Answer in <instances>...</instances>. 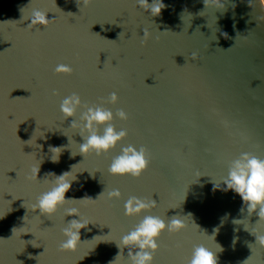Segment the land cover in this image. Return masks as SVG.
<instances>
[{"label":"water","instance_id":"95a60500","mask_svg":"<svg viewBox=\"0 0 264 264\" xmlns=\"http://www.w3.org/2000/svg\"><path fill=\"white\" fill-rule=\"evenodd\" d=\"M162 2L153 16L137 0H0V264H131L121 239L147 215L187 225L161 234L153 264H187L196 245L217 264H264L255 238L264 219L222 182L241 153L264 160V0ZM35 9L53 19L47 28L28 27ZM58 64L73 72L56 73ZM73 92L90 107L118 95L102 106L128 114L112 122L128 135L107 154H79L71 123L86 109L67 119L60 111ZM128 145L147 149L139 178L108 171ZM51 147L62 148L58 162ZM64 172L76 200L51 216L34 211ZM113 189L121 197L109 200ZM130 196L157 205L129 217ZM73 219L89 224L76 250L62 252Z\"/></svg>","mask_w":264,"mask_h":264},{"label":"clouds","instance_id":"9594fccd","mask_svg":"<svg viewBox=\"0 0 264 264\" xmlns=\"http://www.w3.org/2000/svg\"><path fill=\"white\" fill-rule=\"evenodd\" d=\"M92 2L93 0H83L85 7ZM211 2L213 4H219L220 0H211ZM204 3L205 6H207L209 0H204ZM137 4L139 8H142L146 12H150L153 16H159L162 9L166 7L162 0H152L151 4H149L148 0H137ZM30 18L31 23L28 25L29 28L36 25L47 28L53 20L48 18V12L39 9L33 10ZM147 37L148 32L144 29L143 38L147 39ZM55 72L58 74H71L73 69L69 65L58 64L55 68ZM146 85L149 87L153 86ZM53 95H58V93L54 92ZM118 100L119 97L115 92L110 94L107 101L102 99L100 105L91 107L82 103L79 94L75 92L62 100L60 111L65 119L75 117L77 110L81 107L86 109L80 116L81 123L78 124L75 120L71 123V127L80 128V135L84 141L79 146V154L83 156L89 152H94L97 156L107 154L110 150L114 149L119 142L127 137V130L122 129L117 131L112 122L115 117L126 121L128 119V114L123 109H119L114 116L110 109L102 106L103 103L115 105ZM101 126H103L102 134H100ZM85 132H87V135H84ZM60 149L62 148H50L51 152H58L55 159L51 158L53 162H58L61 153ZM75 155L72 153L73 157ZM149 162L147 149L145 147L141 146L139 150H137L135 146L128 145L121 149L120 155L112 159L108 171L112 175H130L133 178H139L142 173L147 170ZM74 166L75 165H73L72 168ZM70 172H64L59 176H55L54 173L47 174L56 177L55 186L52 187L50 191L44 192L37 198L36 204L33 205L34 211L38 210L41 215L51 216L56 213L58 207L70 200H76L66 198V193L72 187V180H66ZM37 173H39V168L33 169V175L29 176L28 179H37ZM222 182L226 186L225 190H231L239 195L244 205L247 207L249 215L255 212L260 219H264V160L251 152L241 153L239 158L231 161L228 175ZM104 194L105 192L103 191L99 194L97 199L104 196ZM120 197L121 192L118 189L107 192V198L109 200L119 199ZM83 199H90L92 201L97 200L92 198ZM156 205L157 203L153 199L130 196L124 206L125 215L129 217L140 215L143 210L155 207ZM241 211H243V208ZM66 215L80 217L77 208L69 209ZM88 224L87 221H82L81 219L71 220L68 226L63 229V233L67 239L61 242L59 250L62 252L75 251L77 245L81 243L80 230L87 228ZM186 227L187 225L184 221L177 216L171 217L166 223L165 220L161 219L159 216L147 215L144 216L132 231L122 237L121 244L124 248L127 247L129 249L128 257L131 260V264H153L154 254L159 250L157 240L161 234L165 230L169 233H178ZM255 238L261 246H264V235H259ZM117 246L121 249V252L117 255L119 256L124 248L122 249L120 245ZM133 249H135V251H133ZM113 262L114 261L110 262V264H113ZM187 264H217V257L205 246L196 245L193 248L191 258L188 260Z\"/></svg>","mask_w":264,"mask_h":264}]
</instances>
